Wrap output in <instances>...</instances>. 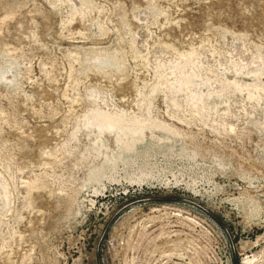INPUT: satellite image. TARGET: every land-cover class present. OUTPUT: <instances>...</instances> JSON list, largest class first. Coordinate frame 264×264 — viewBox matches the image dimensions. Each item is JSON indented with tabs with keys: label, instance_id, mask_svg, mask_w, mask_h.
Instances as JSON below:
<instances>
[{
	"label": "rangeland",
	"instance_id": "374dc122",
	"mask_svg": "<svg viewBox=\"0 0 264 264\" xmlns=\"http://www.w3.org/2000/svg\"><path fill=\"white\" fill-rule=\"evenodd\" d=\"M264 264V0H0V264Z\"/></svg>",
	"mask_w": 264,
	"mask_h": 264
},
{
	"label": "bare ground",
	"instance_id": "6f19581e",
	"mask_svg": "<svg viewBox=\"0 0 264 264\" xmlns=\"http://www.w3.org/2000/svg\"><path fill=\"white\" fill-rule=\"evenodd\" d=\"M246 264H250V261L249 260H246Z\"/></svg>",
	"mask_w": 264,
	"mask_h": 264
}]
</instances>
